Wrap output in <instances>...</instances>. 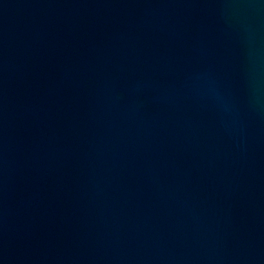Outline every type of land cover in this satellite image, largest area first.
I'll use <instances>...</instances> for the list:
<instances>
[{
  "label": "water",
  "instance_id": "obj_1",
  "mask_svg": "<svg viewBox=\"0 0 264 264\" xmlns=\"http://www.w3.org/2000/svg\"><path fill=\"white\" fill-rule=\"evenodd\" d=\"M0 264H264V0H0Z\"/></svg>",
  "mask_w": 264,
  "mask_h": 264
}]
</instances>
